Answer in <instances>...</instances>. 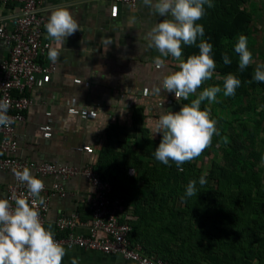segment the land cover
Instances as JSON below:
<instances>
[{"label":"crops","instance_id":"obj_1","mask_svg":"<svg viewBox=\"0 0 264 264\" xmlns=\"http://www.w3.org/2000/svg\"><path fill=\"white\" fill-rule=\"evenodd\" d=\"M57 7L68 8L80 29L62 44L48 37L46 24L43 27L45 39L60 51V57L54 62L56 70L41 76L44 84L36 85L30 92L32 104L25 120L17 126L20 154L36 162L78 166L92 163L102 169L99 160L105 162L103 169L111 170H121L123 166L116 167L122 161L116 160L118 154L150 156L162 135L154 134L155 123L167 111L176 112V103L169 102L174 93L155 94L153 89L160 86L164 76L179 70V61L171 56L161 57L165 63L157 66L155 58L159 52L149 47L146 38L150 28L164 18L142 0L136 7L111 0H49L41 7L47 21ZM18 10L15 3H0V25L11 27ZM7 53L6 45L0 42V63ZM181 59L184 60L183 54ZM131 99L136 104L129 106ZM70 105L87 106L92 114L83 118L70 113ZM47 112H51L52 120L50 137H45L41 129L48 122ZM30 171L37 178L36 172ZM13 180L12 173L0 169V198H6V185ZM53 180L52 176L44 178L47 187ZM60 181L67 193L50 199L46 227L52 232H56L55 220L62 213L76 210L82 222L91 219L89 201L93 187L89 181L81 176ZM123 185L127 186L124 181ZM125 207L132 213L133 204ZM133 217L137 221L138 217ZM64 247L62 264H71L73 257L78 258L79 264H137L121 255Z\"/></svg>","mask_w":264,"mask_h":264},{"label":"rangeland","instance_id":"obj_2","mask_svg":"<svg viewBox=\"0 0 264 264\" xmlns=\"http://www.w3.org/2000/svg\"><path fill=\"white\" fill-rule=\"evenodd\" d=\"M231 2L233 0L227 4L229 9L234 10L239 4V9L250 15L246 25V37L252 53V63L249 66L255 69L258 65H264V0H239V3L234 1L233 4ZM211 3L213 6L210 8L205 4V14L196 22L203 27L210 23L207 17L214 8L213 0ZM202 38L206 37L203 35ZM218 53V58L214 59L216 68L213 77L189 97L197 98L200 92L210 86H219L222 89L215 102L205 100L201 103V110L209 108L211 118L217 122L219 134L213 136L211 145L200 156L179 167L173 161L164 165L154 156L155 149L162 139L161 135L155 142L152 153L149 152L150 156L146 154V150L143 157L126 156L124 163L128 166L121 168L126 170L122 171L125 176L123 180L130 188L146 187L149 194L159 192L169 205L175 204L171 211L173 217L169 214L170 210L166 209L169 205L158 206L159 202L156 201L147 206L153 212L151 215L156 220H161L158 221L162 223L160 239L167 237L170 240L167 245L173 250L177 247L180 249L184 243L185 250L195 249L199 252L198 256L202 258L203 264H241L244 263V249L240 245L247 247L253 238L250 234L258 232L255 247L263 256L253 258L250 264H264V213H261L264 212V88L259 82L256 85L242 82L239 77L241 69L237 65L239 57L233 55L227 47H220ZM225 54L231 60L230 64H224ZM228 74L235 75L241 81L232 96L223 94L224 78ZM180 100H176V112L187 104L179 102ZM180 168H183V171H180ZM205 173L207 183L201 186L199 178ZM190 180L197 182V195L202 188L212 189L220 194L215 196L213 205L210 206L213 210L219 205L227 206V219L218 220V223H211L210 226H200L199 217H195L191 212L175 214L177 208L180 209L187 203L195 205L199 202L197 195L186 196ZM209 210L207 208L204 211ZM163 219H166V223ZM205 229L224 239L236 238L237 242L229 244L230 246L226 244L220 249L213 237L204 232ZM211 255H220L221 263L216 262ZM209 258L214 261L210 262Z\"/></svg>","mask_w":264,"mask_h":264},{"label":"clouds","instance_id":"obj_3","mask_svg":"<svg viewBox=\"0 0 264 264\" xmlns=\"http://www.w3.org/2000/svg\"><path fill=\"white\" fill-rule=\"evenodd\" d=\"M142 3L163 17L146 33L149 47L155 48L159 55L155 58L157 66L165 61L161 57L171 56L179 61V70L164 76L160 86H154V93L162 91L174 93L176 100H188L191 94L207 80L213 77L216 62L210 55L212 44L201 41L199 54L191 55L186 62L182 57V44H196L198 37H203L204 27L196 23L205 14V4L212 7L211 0H142ZM48 37L64 44L66 39L80 29L79 22L66 7L53 9L45 25ZM239 54V68L245 69L252 63V53L248 48V38L240 35L235 45ZM60 51L55 47L48 51V59L56 62ZM224 64L231 60L225 54ZM253 79L264 82V65H258ZM241 85V81L233 74L224 78L223 94L232 96ZM222 91L219 86H210L200 92L199 96L183 105L178 112L167 111L160 115L155 123L154 134H162V139L155 149V159L164 165L173 161L177 167L200 156L218 135L216 121L211 118L210 109L201 110L205 100L215 102L217 94ZM11 102L0 100V125H9L12 118L7 115ZM183 171V168H180ZM18 181L27 184L32 199L23 195L15 198L13 208L9 199L0 198V264H62L66 255L65 247L54 238L50 228H45L40 219L38 205L43 203L40 196L45 188L44 181L32 175L29 168L15 171ZM207 173L199 178L201 186L207 183ZM196 180H190L186 188V196L197 195ZM71 264H79L73 257Z\"/></svg>","mask_w":264,"mask_h":264},{"label":"built area","instance_id":"obj_4","mask_svg":"<svg viewBox=\"0 0 264 264\" xmlns=\"http://www.w3.org/2000/svg\"><path fill=\"white\" fill-rule=\"evenodd\" d=\"M49 0H0V3H15L18 13L14 16L11 27L0 25V42L8 50L7 56L0 63V100L11 102L7 115L12 118L9 125H0V169L9 171L14 180L6 185V199L13 208L15 198L21 195L31 203L33 197L28 193L27 184L16 179L14 172L22 171L25 167L36 172L37 178L44 181L47 176L54 178L52 185L45 188L40 196L43 203L38 205L40 219L46 227L50 199L58 194L66 195V189L61 179L71 176L85 177L93 187V195L89 201L91 219L82 222L79 213H62L55 220L56 232L54 238L63 246H77L88 250H97L105 254L121 255L137 264H172L171 262L149 255L140 243H132L129 234L132 230L133 214L126 211L120 197H112V183L101 175L94 164L84 166L68 165L59 162H36L20 154V139L17 126L25 120L26 110L32 104L31 90L36 85L44 84L41 76L56 70L54 62L48 59V51L52 43L44 37V25L47 22L41 7ZM115 3H125L136 7L138 0H111ZM79 82L80 79H75ZM175 105V94L171 97ZM129 106L135 105L131 99ZM177 110V106L174 107ZM70 113L83 118L92 112L87 106L70 105ZM48 122L41 126L43 135H52L51 112H47ZM1 187V183H0Z\"/></svg>","mask_w":264,"mask_h":264},{"label":"trees","instance_id":"obj_5","mask_svg":"<svg viewBox=\"0 0 264 264\" xmlns=\"http://www.w3.org/2000/svg\"><path fill=\"white\" fill-rule=\"evenodd\" d=\"M230 1L231 0H213L214 8L210 11V15L207 17L209 18L210 23L206 27H204V36L206 38H197L196 44L193 45H183L182 54L184 56L185 62L189 56L199 54L198 45L202 40L212 44L213 48L210 55L213 57V59L218 58V49L220 47H227L233 55L239 57V54L235 52V45L238 42V38L240 35H248V27L246 25L247 22L250 20V15L239 9V4L234 9L235 11L229 9L227 4L230 3ZM234 1H237V3H239V0H233V2ZM233 2L231 3L233 4ZM237 65L239 67V62H237ZM255 69L250 66H247L245 69L241 70V72L239 73V77L242 79V82H251L256 85L257 81L253 79ZM259 83L262 84L261 86L264 88V82ZM191 100L192 99L190 98L188 100L182 99L179 102L182 101L184 103L190 104ZM138 144L143 145V143L139 142ZM119 156V154L116 156V160L118 161V163H120V159H122V161L121 164H118V166L123 165V168L128 166L127 164L123 163V160L126 159V156H130L129 152H127L124 156H120V158ZM134 156L139 155L137 154ZM128 160L130 159L128 158ZM104 163L105 162H99L98 160V165L102 167V169H100L102 177L105 179H109L112 183L111 196L122 198L123 204L125 206H128L129 208H131L130 204H133L134 208L131 211L134 215L138 217L137 221H135V219L131 221L132 230L129 234V239L131 240V242L140 243L143 246L144 251L149 255H157L158 257L165 259L171 262L172 264H203L202 258L198 256L199 252L195 249L187 251L185 250L186 246H184L183 243L181 245L183 246V248L180 246V249L179 247H177L174 248L175 250H173L172 248H170V246L167 245V243L170 242L167 237H164L163 240L160 239V227L162 223L158 221L161 220H156L154 216L151 215L153 213L152 210L149 209L147 206H151V203H154L156 201L157 203L159 202L158 206H168L169 203L167 202L166 198L159 192H153L152 194H149V190L146 187H139L138 189H133L123 185V177L125 179V176L122 175V171L126 170L124 169L120 171L119 167L116 168V170H111L109 168V170L105 168L103 169ZM213 194H215L214 197ZM217 195L218 193H216L212 189L202 188L199 190L197 195V199L199 201L198 204L191 205L190 203H187V205H184L180 209L177 208L175 210V214L182 212H191L195 217H199L201 219L200 221V219L198 218L200 226L201 224L210 226L211 223H215L218 220H225L228 218L226 217L227 212L229 210L227 206L219 205L215 210H213L210 206L213 205L212 202L217 197ZM174 207L175 204L173 203L172 205H169L166 208L170 210L169 214L172 217L173 214L171 213V211ZM207 208L210 210L204 211ZM163 220L164 223H166V219ZM151 226L156 227L154 230H152L149 229V227ZM204 232H208V234L213 237L216 243L220 245V249L223 248L226 244L233 245L237 242L236 238L224 239L221 238V236L219 237L214 233H210L209 229H205ZM250 235L253 236V238L250 240L249 245L247 247L242 244L240 245V247L244 249V263L242 262L241 264H250L253 258H261L263 256L262 253L260 254L256 251L257 247H255V242H257L259 235L258 232H255ZM216 246L218 247L217 244ZM211 256L215 258L214 260L216 262L221 263L222 257L220 255ZM214 260L210 259V262H213Z\"/></svg>","mask_w":264,"mask_h":264}]
</instances>
